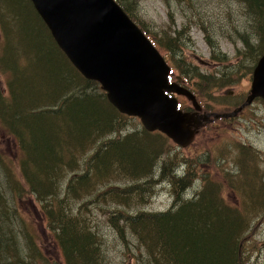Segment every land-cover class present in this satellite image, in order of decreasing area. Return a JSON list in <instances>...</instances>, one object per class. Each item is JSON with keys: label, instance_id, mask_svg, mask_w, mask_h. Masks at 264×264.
Here are the masks:
<instances>
[{"label": "trees", "instance_id": "trees-1", "mask_svg": "<svg viewBox=\"0 0 264 264\" xmlns=\"http://www.w3.org/2000/svg\"><path fill=\"white\" fill-rule=\"evenodd\" d=\"M116 1L131 17L129 0ZM237 1L253 27L240 37L244 55L251 56V74L263 51L264 0ZM140 28L166 51L165 59L183 81L206 78L177 55L184 40L175 35L161 42ZM254 34L256 49L249 41ZM0 77L5 84L0 83V130L18 152L16 169L0 155V264H107L97 212L135 264H246L263 252L251 253L245 240L264 218V179L256 178L252 166H239L241 155L248 152L254 159L256 152L238 147L235 174L224 173L222 182L175 169L180 159L160 161L172 141L143 126L121 134L133 117L119 112L100 84L73 66L30 0H0ZM221 83L207 81L197 96ZM164 179L171 205L146 210L155 181ZM197 179L200 185L193 191L190 185ZM26 194L38 202L45 219L41 228H47L60 261L41 252L32 217L20 211L17 202ZM133 240L140 253H133Z\"/></svg>", "mask_w": 264, "mask_h": 264}, {"label": "rangeland", "instance_id": "rangeland-1", "mask_svg": "<svg viewBox=\"0 0 264 264\" xmlns=\"http://www.w3.org/2000/svg\"><path fill=\"white\" fill-rule=\"evenodd\" d=\"M125 6L131 14L129 17L139 27H144L151 38L164 42V39L177 35L179 39L184 40L185 44L181 45L180 51L176 52L177 55L183 58L184 63L189 64L190 68L195 67L197 72L206 77L200 80L193 78L185 82L181 78V72L173 69L171 79L179 86L191 91L200 106V110L196 111L191 101L185 96L174 93L182 110L189 113L196 111L199 115L205 112L231 113L245 100L251 83V74L248 73L251 56L244 55L246 48L243 47L240 37L249 34L253 27L248 25L249 18L245 19V8L242 3L240 4L237 0H129ZM249 41L252 49H256L257 35H250ZM158 50L161 55H165L166 51L161 48ZM177 55H175L176 59ZM165 61L170 65L166 59ZM180 65L183 66V63ZM1 78L0 83L4 88L5 84ZM206 79L208 82L221 81V86H213L207 90V93L197 96V90L207 89ZM132 117L126 125H123L121 134L138 131L142 127L139 118ZM213 120L199 127L200 129L187 147L182 148L170 142L171 148L168 155H163L160 161L167 157H172L174 160L180 159L175 169L181 171L192 169L193 171L189 174L192 178L200 175L203 178L210 177L222 182L224 173L235 174L237 148L244 145L254 150L256 157L251 159L248 152H245V156L240 157V168L244 169L246 165H250L257 169L256 178L264 179V103L262 99L255 98L232 116ZM89 153L90 151H87L85 155ZM0 155L10 167L16 169L17 148L10 136L5 135L2 130H0ZM171 174L175 175L174 170ZM164 180L155 181L154 194L146 210L164 211L171 205L173 196L167 187L168 181L164 182ZM118 184L125 185L123 182ZM199 185L200 182L197 179L190 187L194 191L199 188ZM104 186L106 184L100 187ZM190 192V190L187 191V196ZM222 196L230 200L228 193L223 192ZM17 205L24 216L32 217V222L40 235L38 240L41 244V252L49 256L51 261L53 259L60 261L58 248L52 243L47 228H41L45 219L39 213V205L35 198L26 194L18 200ZM95 217L102 221L101 231L104 233L107 249L106 263L135 264L134 256L124 250L123 244L106 226L103 216L97 212ZM40 230L43 232L41 233ZM245 241L246 245L251 246L247 248L251 250V253L257 248L263 250L262 253L253 254L246 260V264H264V218L250 229ZM130 246L136 250L133 253H140L141 250L134 240L130 242Z\"/></svg>", "mask_w": 264, "mask_h": 264}, {"label": "water", "instance_id": "water-1", "mask_svg": "<svg viewBox=\"0 0 264 264\" xmlns=\"http://www.w3.org/2000/svg\"><path fill=\"white\" fill-rule=\"evenodd\" d=\"M30 1L73 66L98 82L119 112L138 117L147 131H160L179 147H187L208 121L232 116L258 97L264 103V47L245 100L231 113L199 115L195 96L169 82V65L116 0ZM169 93L184 95L196 111L178 109Z\"/></svg>", "mask_w": 264, "mask_h": 264}, {"label": "bare ground", "instance_id": "bare-ground-1", "mask_svg": "<svg viewBox=\"0 0 264 264\" xmlns=\"http://www.w3.org/2000/svg\"><path fill=\"white\" fill-rule=\"evenodd\" d=\"M228 20H229V19H228ZM37 109H38V108H37ZM232 120H233V119H232ZM190 144H191V143H190ZM190 144H189V145H190ZM7 162H8V161H7ZM165 187H166V186H165Z\"/></svg>", "mask_w": 264, "mask_h": 264}, {"label": "flooded vegetation", "instance_id": "flooded-vegetation-1", "mask_svg": "<svg viewBox=\"0 0 264 264\" xmlns=\"http://www.w3.org/2000/svg\"><path fill=\"white\" fill-rule=\"evenodd\" d=\"M211 123V122H210Z\"/></svg>", "mask_w": 264, "mask_h": 264}]
</instances>
